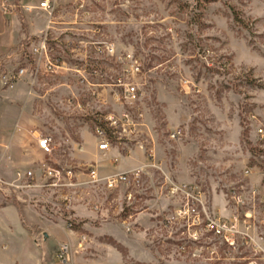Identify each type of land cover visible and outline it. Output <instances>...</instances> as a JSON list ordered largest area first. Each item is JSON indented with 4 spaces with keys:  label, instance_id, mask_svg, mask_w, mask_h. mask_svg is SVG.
Returning a JSON list of instances; mask_svg holds the SVG:
<instances>
[{
    "label": "rangeland",
    "instance_id": "374dc122",
    "mask_svg": "<svg viewBox=\"0 0 264 264\" xmlns=\"http://www.w3.org/2000/svg\"><path fill=\"white\" fill-rule=\"evenodd\" d=\"M43 1L0 0V124L53 136L57 165L79 173L144 165L139 183L108 189L85 173L66 192L77 233L66 264H249L164 218L178 206L169 181L200 185L209 212L227 215L229 189L262 156L248 118L264 121V0H53L52 15ZM110 117L111 150L98 158L96 128ZM89 142L95 156L81 159Z\"/></svg>",
    "mask_w": 264,
    "mask_h": 264
},
{
    "label": "built area",
    "instance_id": "2783aa9c",
    "mask_svg": "<svg viewBox=\"0 0 264 264\" xmlns=\"http://www.w3.org/2000/svg\"><path fill=\"white\" fill-rule=\"evenodd\" d=\"M40 7L52 15L55 2L44 0ZM46 47V43L42 42L39 47L35 48V52L41 56L44 55L48 60ZM136 70L139 71L138 68ZM127 93L135 99L136 88L134 86L127 88ZM124 117L125 121L129 122L128 115H124ZM249 117V127L257 138L256 147L262 152V156L257 159L256 165L245 167L241 173L240 181L229 189L227 196L229 213L227 215L211 214L205 193L200 185L169 181L167 195L177 200L178 206L172 215L164 218V222L167 225L184 223L193 242L199 241L202 233L209 234L222 240L229 255L246 251L252 255L249 258L251 259L249 264H264V121L254 114ZM107 121L110 125L107 126L108 128L102 126L96 128L99 158L103 159L107 158L111 150L109 133H115L112 129L116 127V122L112 117ZM181 135L182 131L176 130L172 132L171 136L173 139H177ZM37 144L48 159L37 164L31 170L18 168L12 179H7L1 174L4 156L0 158V207L8 205L14 200L30 203L31 193L34 191H40L46 196L54 192L61 195L60 201L66 206L64 210L70 214L71 208L68 202L71 197L66 192L84 185L80 180L81 175L86 173L87 183L90 185L104 184L108 189H116L122 184L131 183L132 177L136 183H139L144 171V165H141L131 171V174L119 172L102 178L95 165H88L85 172L79 173L71 167L57 165L51 161L55 145L53 136H38ZM78 148L81 152L84 149L82 146ZM254 178H256L255 181H253ZM47 202L48 200L43 198L44 206ZM31 204L34 203L31 202ZM94 208L98 210L97 206ZM67 214L61 218L65 221L67 228L72 230L75 223L73 218ZM88 239V235L81 234L79 247H83ZM2 249L7 250V246H3ZM73 253L74 249L69 244H61L56 252L57 262L59 264L68 263L73 257Z\"/></svg>",
    "mask_w": 264,
    "mask_h": 264
},
{
    "label": "crops",
    "instance_id": "0c3cea01",
    "mask_svg": "<svg viewBox=\"0 0 264 264\" xmlns=\"http://www.w3.org/2000/svg\"><path fill=\"white\" fill-rule=\"evenodd\" d=\"M21 129L20 126L0 124V158L4 156L1 174L7 179L14 178L18 168L31 170L48 159L38 147L37 134L34 133L32 138L26 137ZM83 148L78 156L93 160L96 153L94 146L89 142ZM56 149L55 141L54 151ZM50 159L55 164L61 163L55 155ZM99 174L106 178L114 173L104 176L99 169ZM50 194L53 195L54 192L46 196L40 191H34L31 193L30 203L14 200L0 207V264H58L56 252L59 246L73 242L77 233L67 228L61 218L67 213L54 207L58 204L53 203ZM43 198L48 200L45 206ZM53 199L60 201L61 195L57 194ZM81 209L76 206L74 217L77 220L87 216ZM91 216L88 215V219ZM89 225L90 223L83 224L82 228ZM5 245L7 250L2 249Z\"/></svg>",
    "mask_w": 264,
    "mask_h": 264
},
{
    "label": "trees",
    "instance_id": "16d2710c",
    "mask_svg": "<svg viewBox=\"0 0 264 264\" xmlns=\"http://www.w3.org/2000/svg\"><path fill=\"white\" fill-rule=\"evenodd\" d=\"M101 126L102 127H106V125H104V124H101ZM110 135H109V139L111 138V133H109Z\"/></svg>",
    "mask_w": 264,
    "mask_h": 264
}]
</instances>
